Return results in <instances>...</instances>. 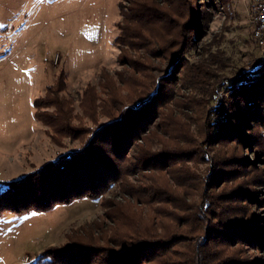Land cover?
Here are the masks:
<instances>
[{
	"label": "trees",
	"instance_id": "16d2710c",
	"mask_svg": "<svg viewBox=\"0 0 264 264\" xmlns=\"http://www.w3.org/2000/svg\"><path fill=\"white\" fill-rule=\"evenodd\" d=\"M179 2L181 0H130L131 8L122 11L123 19L115 39L120 46L119 62L123 69L115 75L103 72L100 87L104 97L95 86H88L79 105L84 116L92 119L89 115L95 118L103 115L108 121L99 122L95 127H73V122L80 119L72 115L74 101L59 97L66 83L65 77L60 76V89L51 93L54 88L49 87L48 97L35 100L36 119L52 129L54 135L79 140L81 147L60 155L23 178L0 182V188L5 187L0 192V215L48 211L83 197L102 200L118 187L120 193L149 197L156 204L173 207L174 211L160 210V232L157 228L153 230V222L151 229L146 230L141 226V216H131V223L126 224L132 228L131 232L124 235V242L118 245L120 248H111L110 243L105 247H91L89 240L85 246L87 244L74 243L78 238H72L73 243L60 250L48 248L30 264L264 263L248 251L249 247L264 248V215L248 209L252 207L249 203L258 205L256 184L264 185V177L255 179L259 171L256 163L236 153L228 155V151L217 154V158H209L206 152L205 159L211 165V184L222 177L223 182H234L242 174L252 179L235 182L229 187L232 191L228 195L216 197L209 193L198 204L195 200L187 204L170 188L168 176H162L161 171L174 166L172 162L187 156L188 151L179 144L167 147L169 143H164L158 150L150 147L152 144L146 145L147 134L158 133L155 129L168 135L167 130L157 125V120L176 122L174 115L182 114L177 112L184 107L178 104L177 91L163 86L166 82L173 83L174 74L184 70L182 58L194 49L198 40L196 29L205 26L203 17L191 16L188 22L181 21L185 16L180 15L183 7L176 8ZM202 4L208 3L204 0ZM209 4L210 12H217L218 3ZM212 65L205 62L194 67L196 83L192 93L218 95L220 89L214 83L210 89L206 85L207 79L209 83L215 78L213 70L216 68ZM242 75L243 83L226 88L229 89L230 110H224L217 118L212 114L209 125L207 119L204 121L207 131L201 133L204 136L201 142L207 141L208 146L210 137L219 136V142L224 140L223 145L252 147L255 155L264 157V76L261 69ZM125 88L130 91L126 96L121 94ZM174 107H177L175 113ZM139 140L145 143L140 145ZM176 142L180 143V139L176 138ZM189 143L195 144L192 140ZM140 171L157 173L155 177L144 176L153 188L134 185L132 181L135 182ZM204 179L207 184V178ZM170 191L173 196L166 197Z\"/></svg>",
	"mask_w": 264,
	"mask_h": 264
},
{
	"label": "rangeland",
	"instance_id": "374dc122",
	"mask_svg": "<svg viewBox=\"0 0 264 264\" xmlns=\"http://www.w3.org/2000/svg\"><path fill=\"white\" fill-rule=\"evenodd\" d=\"M203 1L181 0L176 5L177 9L183 7L180 15L185 17L181 21L188 22L191 16H195L203 17L205 24L196 29L198 40L194 49L182 58L185 60L181 62L185 63L184 70L174 74L173 83L166 82L163 86L177 91L178 104L184 106L181 111L177 110L182 117L174 115L176 122L160 118L157 125L167 130L168 135L164 136L159 133L161 129H155L157 134L150 132L146 136V145L152 144L150 147L156 150L169 143L167 147H178L179 144L188 151L187 156L170 161L174 166L161 171L162 176H168L170 188L187 204H192L193 200L198 204L209 193L216 197L228 195L232 191L229 187L235 182L252 179L242 174L234 182H223L222 177L211 184V165L205 159L206 152L209 158H217V154H227V151L228 155L236 153L248 158L259 168L255 179L264 177V157L255 155L252 147H239L234 143L223 145L224 140L219 142V136L210 137L208 146L207 141L201 142L204 137L201 133L207 131L204 121L207 119L209 125L212 114L217 118L224 110H230L229 89L226 88L243 83V73L261 69L264 76L261 49L252 35L251 0H206V6H203ZM212 1L218 3L217 12L209 10ZM131 5L130 0H0V182L23 178L60 155L81 147L79 140L54 135L52 129L36 119L35 100L48 97L49 87L54 88L51 93L60 89L62 75L66 83L59 97L64 101H74L72 115L80 119L73 122V127H95L99 122L108 121L103 115H96V118L89 115L93 120L84 116L79 105L88 86H95L104 97V90L100 87L103 72L115 75L123 69L119 62L120 46L115 39L119 33V22L123 19L122 11L130 9ZM205 62L216 68L213 70L215 78L209 83L207 79L206 83L208 89L213 83L220 89L215 97L192 93L196 83L192 71ZM128 90L125 88L121 94L126 96L130 92ZM41 111L53 112L54 109ZM175 137L180 139V143ZM190 140L195 144L189 143ZM138 143L142 145L145 140ZM243 173L249 172L243 170ZM156 174L140 171L132 182L142 189L148 185L153 188L144 176L155 177ZM210 185L214 188H209ZM256 185L258 205L255 207L249 203L252 207L248 209L264 215V185ZM3 189L4 186L0 192ZM170 192L165 194L166 197L173 196ZM155 202L149 197L145 199L120 193L118 187L102 200L83 197L48 211L2 214L0 264H30L48 248L60 250L73 243L72 238L80 239L74 243L87 244L85 246L89 240L91 247L110 243L111 248H120L118 245L124 242V235L131 232L132 228L126 225L131 223V216H141L144 229L150 230L153 222V230L161 231L160 210L164 208L170 212L174 209ZM248 251L256 259L264 260L263 247H249Z\"/></svg>",
	"mask_w": 264,
	"mask_h": 264
},
{
	"label": "built area",
	"instance_id": "2783aa9c",
	"mask_svg": "<svg viewBox=\"0 0 264 264\" xmlns=\"http://www.w3.org/2000/svg\"><path fill=\"white\" fill-rule=\"evenodd\" d=\"M252 2V31H256L257 44H263L261 56L264 62V0H251Z\"/></svg>",
	"mask_w": 264,
	"mask_h": 264
},
{
	"label": "bare ground",
	"instance_id": "6f19581e",
	"mask_svg": "<svg viewBox=\"0 0 264 264\" xmlns=\"http://www.w3.org/2000/svg\"><path fill=\"white\" fill-rule=\"evenodd\" d=\"M251 23H252V19H251ZM252 35H253V39H254L255 43L257 44V34H256V31H252ZM257 45L261 49V51H263V44H257Z\"/></svg>",
	"mask_w": 264,
	"mask_h": 264
}]
</instances>
